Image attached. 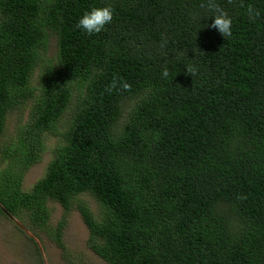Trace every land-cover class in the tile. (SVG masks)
<instances>
[{
  "label": "trees",
  "instance_id": "1",
  "mask_svg": "<svg viewBox=\"0 0 264 264\" xmlns=\"http://www.w3.org/2000/svg\"><path fill=\"white\" fill-rule=\"evenodd\" d=\"M215 2L231 37L207 0H0V216L64 250L48 203L75 209L107 264H264V0ZM108 5L100 34L76 27ZM47 136L54 157L24 192Z\"/></svg>",
  "mask_w": 264,
  "mask_h": 264
},
{
  "label": "rangeland",
  "instance_id": "2",
  "mask_svg": "<svg viewBox=\"0 0 264 264\" xmlns=\"http://www.w3.org/2000/svg\"><path fill=\"white\" fill-rule=\"evenodd\" d=\"M51 38L48 51L44 56L43 63L39 66L31 79V85L37 86L39 77L44 66L55 63L56 42ZM28 105L14 111L8 120L7 135H11L18 126L23 124L29 113ZM128 107H125L127 109ZM71 112H67L63 118L58 131L63 130V123L71 118ZM57 139L47 136L45 139V150L41 160L34 165L24 176L22 189L28 192L32 186L40 180L46 168L54 157V148ZM96 213V204L92 198L85 195L81 197ZM48 207L51 211L49 225L56 227L64 220L65 229L62 235L64 250L53 243L48 236L39 230H31L27 221L14 218L11 215L0 216V264H107L97 257L88 247V231L84 226L79 213L74 209L70 214L64 215L62 207L49 201Z\"/></svg>",
  "mask_w": 264,
  "mask_h": 264
},
{
  "label": "clouds",
  "instance_id": "3",
  "mask_svg": "<svg viewBox=\"0 0 264 264\" xmlns=\"http://www.w3.org/2000/svg\"><path fill=\"white\" fill-rule=\"evenodd\" d=\"M201 7H206L209 12H213L214 15L211 18L212 24L210 27L215 29L219 34L222 35L223 38L232 36V26L233 21L228 16V14L219 7V5L215 2V0H207L206 5L202 4ZM250 15L258 16L259 13H254L253 10L249 9ZM114 9L111 5L99 8H92L90 11H87L83 14V16L78 21L76 27L81 29L87 35H97L105 30L106 26L111 24L113 21ZM186 71L194 76L196 74V69L194 67L189 66ZM162 75L167 78L169 75V71L165 68L162 72ZM116 82L106 89L107 91H111L112 88L116 87ZM124 90H130L131 85L124 84Z\"/></svg>",
  "mask_w": 264,
  "mask_h": 264
}]
</instances>
